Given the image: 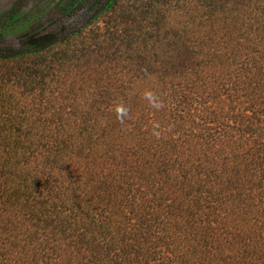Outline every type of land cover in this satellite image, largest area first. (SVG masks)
<instances>
[{
  "label": "trees",
  "instance_id": "16d2710c",
  "mask_svg": "<svg viewBox=\"0 0 264 264\" xmlns=\"http://www.w3.org/2000/svg\"><path fill=\"white\" fill-rule=\"evenodd\" d=\"M3 5L0 264H264V0Z\"/></svg>",
  "mask_w": 264,
  "mask_h": 264
},
{
  "label": "rangeland",
  "instance_id": "374dc122",
  "mask_svg": "<svg viewBox=\"0 0 264 264\" xmlns=\"http://www.w3.org/2000/svg\"><path fill=\"white\" fill-rule=\"evenodd\" d=\"M14 0H3V3L5 7L9 6ZM85 20V19H84ZM84 20L79 21V23L85 22ZM44 22H40L39 25H42ZM15 47H19L18 45L21 44L22 42L19 39H14L11 41Z\"/></svg>",
  "mask_w": 264,
  "mask_h": 264
},
{
  "label": "clouds",
  "instance_id": "9594fccd",
  "mask_svg": "<svg viewBox=\"0 0 264 264\" xmlns=\"http://www.w3.org/2000/svg\"><path fill=\"white\" fill-rule=\"evenodd\" d=\"M149 98H151V93L148 94Z\"/></svg>",
  "mask_w": 264,
  "mask_h": 264
}]
</instances>
